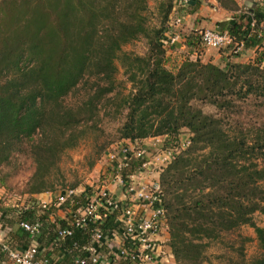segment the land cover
Masks as SVG:
<instances>
[{
    "label": "trees",
    "instance_id": "trees-1",
    "mask_svg": "<svg viewBox=\"0 0 264 264\" xmlns=\"http://www.w3.org/2000/svg\"><path fill=\"white\" fill-rule=\"evenodd\" d=\"M151 1L159 2L157 27L148 16ZM218 2L229 9L224 0ZM229 2L236 6L230 10H238ZM176 5L177 0H0V175L15 155H26L35 166L24 193L28 205L5 199L0 212L6 220L13 218L18 234L34 238L38 248L61 246L77 264L89 257L98 229L104 236L99 252L113 235L125 239L124 204L102 208L101 221L77 228L74 213L84 206L88 189L74 202L59 206L68 213L60 223H51V209L34 198L60 191L62 156L79 146L83 127L95 121L103 102L120 98L125 120L117 134L125 142L118 150L149 138L180 142L182 130L191 135L183 150L169 149L175 155L159 177L167 245L175 264H205L211 245L244 226L255 229L263 250L250 264H264V228L254 222L256 213L264 214V168L259 166L264 128L252 135L232 134L222 117L206 114L201 107L210 104L232 112L239 103L264 98V13L254 12L245 21L238 18L227 29L234 39L227 48L232 54L237 44H244L242 51L259 50L253 61L230 60L221 67L188 56L180 65L173 62L171 69L168 51L173 45L166 43V33ZM193 36L190 47L198 45L197 36L202 44L200 35ZM141 40L148 47L144 55L125 52L126 46ZM118 63L132 85L127 95L116 94ZM87 86L84 99L75 106L67 104ZM106 148H100L97 160ZM145 153L132 157L125 178L142 170L148 162ZM117 166V161L111 163L110 170ZM0 188L5 189L1 177ZM21 223L37 226L38 232L30 234ZM65 230L72 234L61 237ZM124 246L129 248L127 242ZM238 253L243 256L242 250ZM110 261L134 264L130 257Z\"/></svg>",
    "mask_w": 264,
    "mask_h": 264
},
{
    "label": "rangeland",
    "instance_id": "rangeland-1",
    "mask_svg": "<svg viewBox=\"0 0 264 264\" xmlns=\"http://www.w3.org/2000/svg\"><path fill=\"white\" fill-rule=\"evenodd\" d=\"M202 1L207 2L209 0ZM216 1L218 2V0ZM224 3L229 7V9H234L236 7L231 4L229 0H224ZM158 4L159 2L156 1H151L149 3L150 10L148 16L153 27L159 26L160 22ZM205 5L209 6L210 4H203V6ZM194 33L200 35L199 32H192V37H194ZM197 39L198 45L196 46L193 44V49L195 53L205 56L207 53L206 49L202 46L201 40L199 42V36H197ZM147 48L146 41L141 40L126 46L124 50L125 52L144 55ZM171 50L172 49H170L169 52ZM221 51H223V53H225V55L232 60H236L237 58H240V55L244 54V51H241L237 55L232 54V51L228 48L221 49ZM187 53V51L184 52L183 50H180L177 52V55L187 56ZM169 59L168 66L169 68L174 69V64L171 61V58ZM118 67L119 73L116 78V94L127 95L131 91L132 85L128 83L127 76L125 75L121 64L118 63ZM89 88L90 86L84 87L74 96L69 97L67 99V104L72 106L77 105L79 100L85 98L86 92ZM120 104V98H117L110 103H106V101L103 102L95 121L83 127L85 137L82 142H80L79 146L75 149L67 151L62 156L60 167L61 173L64 176V181H62V179L60 180V184L58 185L60 191L62 188L73 189L71 187L74 185H77L76 188L80 187V189L90 187L91 190L99 189V187L104 184L109 185L107 180L109 177L107 178V176L111 173L110 166L112 161L109 159V156L118 153L120 150H118V148L123 142H125L119 140V136L117 134V130L125 120V111L120 109ZM201 107L206 114L222 117L225 120V130L232 134L238 135L242 132L246 135H252L256 128H264V98H253L243 104L239 103V107L232 112H220L215 106L210 104H202ZM190 136L191 135L187 130H182L179 138V140H181L180 142H166L167 140L165 137L156 139L149 138L144 142H136L135 144L129 142V148L133 150H145L148 163H150L146 168L145 174L141 176L142 182L150 184L158 181L162 169L169 164L164 162V153H167L169 149H172L173 147L179 146L178 152L183 150L185 148L184 145L187 141H189ZM105 146H107V148L99 160H97L100 148ZM95 161L96 163L92 167L91 164ZM259 166L264 168V158L259 160ZM34 171L35 166L30 158L26 155H15L12 158L11 164L5 167L3 169V173L0 175L6 191L4 194V197L6 198L4 199L13 198L16 202L23 201L25 198L24 193L27 188V183L34 174ZM153 171L157 172V175L154 177H152L155 174L152 173ZM254 222L258 227L264 228V214L260 212L256 213L254 215ZM240 250H242L243 256H240L241 253H238ZM262 254L263 250L260 246L255 229L250 226H244L236 233L230 235L224 242H217L214 245H211L206 253L205 264H250L254 259L260 257Z\"/></svg>",
    "mask_w": 264,
    "mask_h": 264
},
{
    "label": "built area",
    "instance_id": "built-area-1",
    "mask_svg": "<svg viewBox=\"0 0 264 264\" xmlns=\"http://www.w3.org/2000/svg\"><path fill=\"white\" fill-rule=\"evenodd\" d=\"M191 0H178L180 4H188ZM180 20L176 21V25L180 24ZM255 21L251 22L254 26ZM202 44L205 49L221 50L231 45L234 39L228 31L220 32L211 29L198 31ZM166 43L173 45L178 41V35H169L166 37ZM244 48V44H237L234 54H239ZM189 144L187 141L185 145ZM183 145V144H182ZM184 145V146H185ZM172 151L164 153V162L170 163L174 157ZM144 156V151L139 149L133 150L129 147H124L118 153L109 156L112 160L111 163L117 161L118 166L110 170L111 173L108 183L99 187V189L91 190L87 188H76L61 190L59 193L54 194L58 206L70 201L71 203L76 200L75 198L83 194L88 189L87 200L81 208L77 209L74 213L73 226L77 228L87 227L91 222H99L102 220L100 210L102 208L111 209L121 204V201L115 199L111 193L110 187L115 186L124 191L129 196L130 203L124 204V212L122 221L125 223L126 235L123 239V244L116 254V258L130 257L134 264H156L159 255L157 249L159 247L158 237L161 235L162 230L166 224V212L163 208V194L160 187L159 180L153 183L142 182L141 174L143 175L146 168L150 163L146 162L142 166V170L138 173L128 175L126 178L123 176L125 169L129 168V163L132 157L141 158ZM163 164V163H162ZM149 170V169H148ZM144 172V173H143ZM152 173H157L153 171ZM143 207L142 214L136 212V207ZM43 208H47V204H43ZM21 227L34 235L38 232V227L27 223H21ZM72 234L71 230L60 231L61 237H67ZM104 236L98 229L94 238L95 246L89 249V257L81 259L77 264H108L104 261V257L99 252L97 245L103 240ZM129 244L127 248L125 243ZM7 249L8 247H4ZM10 258L14 264H54L48 258L39 256V251L36 247H31L23 251H10Z\"/></svg>",
    "mask_w": 264,
    "mask_h": 264
},
{
    "label": "crops",
    "instance_id": "crops-1",
    "mask_svg": "<svg viewBox=\"0 0 264 264\" xmlns=\"http://www.w3.org/2000/svg\"><path fill=\"white\" fill-rule=\"evenodd\" d=\"M232 1L236 3V5L238 6V10H230L228 8L225 9L216 0H209L207 2L202 0H191L188 4L183 5L180 4V2H177L174 12L170 16V21L168 23V29L166 33V36L172 34L179 36L178 42L173 44L171 48L172 50L170 52L168 51V55L172 59L171 61L175 64L180 65L187 59L188 56H190L192 59H200L204 63H213L221 67L226 66V64L230 60L240 63H248V61H253L257 55V52L259 51L257 49L244 50V54L240 55V58L232 60L228 58L227 55H225V53H223V51L221 50L206 49L207 53L204 56L202 54L199 55L195 53L193 46L190 47L188 45V41H190L191 39L190 36L192 32L202 31L204 29L224 32L227 31L228 27L232 23L237 21L238 18L240 20L244 19L243 21H245L247 16L251 19L254 12L264 13V0ZM205 3H209L210 5L203 6V4ZM189 4H191V6ZM178 19L181 22L179 25H176V21ZM180 50H183L184 52L187 51L188 55H177V52ZM156 175L157 173H155L152 177ZM110 190L115 199L121 201V203H130L129 196L124 193L122 189L111 186ZM5 192V189L0 188V202L5 201ZM34 198L36 201L40 202V206L42 208L43 204L46 203L47 209H51L52 213L49 215V221L51 223H60L61 221L66 220L68 213L59 209V206H57L56 204H53V202L55 201L54 193L37 195L34 196ZM28 200V196H25L24 200L21 201L22 203L19 206L28 205ZM135 210L139 214H142L144 211L143 207L140 206H137ZM11 216L13 217L14 215L12 214ZM3 219L4 218L2 217V213L0 212V264H14V262L10 258L9 252L16 250L23 251L31 247H36L38 249L40 257L53 259L55 264H72L73 260L72 258H70L71 254L67 251V249L61 248V246L58 247L55 244L47 247L41 245V248H38V244L36 243V240L34 238H27L22 236V234H18L19 226L11 223V220H13V218L10 219L8 217V220ZM57 225L59 227V224ZM169 238L170 236L168 230L164 228L161 235L158 237L159 247L157 249V252H159V255H161L158 257L156 264H175V259L171 253L169 246L167 245ZM108 240L109 242L107 244V247L105 248L103 253L101 252V254L104 257V261L111 264L110 259L115 258L118 250L123 244V239L121 236L113 235V237ZM5 246L8 248L5 249Z\"/></svg>",
    "mask_w": 264,
    "mask_h": 264
}]
</instances>
